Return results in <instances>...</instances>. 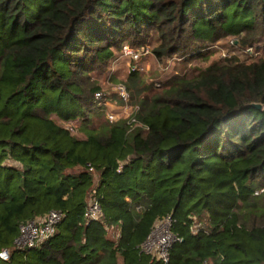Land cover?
I'll list each match as a JSON object with an SVG mask.
<instances>
[{"label": "trees", "instance_id": "obj_1", "mask_svg": "<svg viewBox=\"0 0 264 264\" xmlns=\"http://www.w3.org/2000/svg\"><path fill=\"white\" fill-rule=\"evenodd\" d=\"M149 36L160 62L225 37L257 52L264 0H0V264H161L139 245L166 214L181 238L168 264H264V56L153 93L131 72L137 124L110 122L91 73ZM50 210L64 213L54 234L17 249L20 225Z\"/></svg>", "mask_w": 264, "mask_h": 264}, {"label": "rangeland", "instance_id": "obj_2", "mask_svg": "<svg viewBox=\"0 0 264 264\" xmlns=\"http://www.w3.org/2000/svg\"><path fill=\"white\" fill-rule=\"evenodd\" d=\"M133 48H140L136 45L124 44ZM122 46V47H123ZM154 41L152 36H149L145 41L144 47L149 53L142 57L137 63L132 57L123 55L121 50L116 49L114 55L108 59L103 67L94 70L91 73L92 79L99 85V90L103 96L108 98L107 106L104 107L106 115L113 113L118 118H129L133 112V104L128 102L125 105L118 98V85L123 84L128 75L133 72L132 67L136 65L139 68L138 74L147 84L152 85L153 93L158 88V84L163 83L168 78L175 74H181L190 77L198 69H204L215 61H221L222 58L236 57L241 61L249 62L255 58L264 56V45L257 52H246V49H241L237 46L232 38H222L216 43L207 47L202 53L203 56L195 55L191 59L185 57L178 58L174 56L166 59L163 62L157 60L152 52ZM72 133L82 137V134L77 133L75 123H67Z\"/></svg>", "mask_w": 264, "mask_h": 264}, {"label": "built area", "instance_id": "obj_3", "mask_svg": "<svg viewBox=\"0 0 264 264\" xmlns=\"http://www.w3.org/2000/svg\"><path fill=\"white\" fill-rule=\"evenodd\" d=\"M246 52L252 53V48L246 49ZM123 55L132 57L136 63L142 59L143 56L149 53L148 49L145 47L133 48L129 46H123ZM133 72H138L139 68L134 65L132 67ZM118 98L125 105L128 104L130 100V94L125 84L118 85ZM95 101L99 106L103 108L107 106L108 98L103 96L100 92L94 94ZM138 107L133 106L132 115L137 111ZM132 115L127 118L130 125H136L137 122ZM107 118L110 122L119 119L113 113H108ZM92 169V168H90ZM119 171V170H118ZM262 190L256 191L255 195H259ZM85 218L87 221L98 220L101 216V207L98 200L91 196L89 198L85 213ZM64 218V213L59 210H50L43 217H39L23 223L19 227V233L14 240V245L19 250H28L37 247L45 240L49 239L56 229V226ZM176 223V218L172 214H166L158 218L150 232L147 234L146 238L139 245V250L141 253L150 256L151 261H158L161 264H168L170 260V251L172 246L181 241L180 236H178L173 231V227ZM0 259L3 261L10 260V251L8 249L0 250Z\"/></svg>", "mask_w": 264, "mask_h": 264}, {"label": "water", "instance_id": "obj_4", "mask_svg": "<svg viewBox=\"0 0 264 264\" xmlns=\"http://www.w3.org/2000/svg\"><path fill=\"white\" fill-rule=\"evenodd\" d=\"M253 106L257 107V108H261L262 105L261 104H253Z\"/></svg>", "mask_w": 264, "mask_h": 264}]
</instances>
